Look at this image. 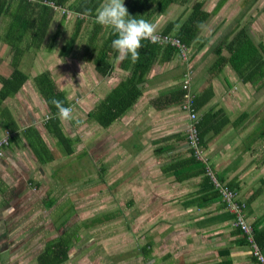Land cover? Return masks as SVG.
<instances>
[{"label":"rangeland","instance_id":"374dc122","mask_svg":"<svg viewBox=\"0 0 264 264\" xmlns=\"http://www.w3.org/2000/svg\"><path fill=\"white\" fill-rule=\"evenodd\" d=\"M217 1L205 0L206 9L210 11ZM226 1L223 4V12H219L217 16L212 15L207 20L199 38L205 36L215 26H219L223 14L237 13L235 7L240 6L241 0ZM261 3L259 2V6L252 8L248 14L254 18L260 17ZM183 7L174 3L158 15L154 21L157 31L166 21L179 16ZM233 9L234 11H231ZM52 22L40 48L26 51L20 59L19 68L30 77H34L42 70L51 71L56 84L66 92L67 98L73 100V120L67 122L62 120L63 129L71 137L77 135L79 140L73 145L74 152L65 155L54 145V140L43 134L41 130L53 154V159L44 164H40L30 149L23 146L24 156L21 157H24L22 179L24 184L21 185L19 176L17 182L21 191L17 199L10 196L1 200L5 201L4 205L10 206L14 217L8 218L5 222L0 221V228L7 232L5 239L7 243L0 246V264H35V255L43 247L44 242L64 231L72 233L73 243L68 251V258L61 264L160 263L158 261L162 255L160 251H163L162 233L169 226L164 225L167 224V220L160 211L156 210L161 200L155 192L159 189L160 178H165L159 170L157 158L164 160L166 153L153 154L152 147L155 149L157 145L144 143L149 136L144 134L133 136L134 127L130 125L131 121L128 122V117H124L125 113L128 116V112L114 120L107 129H101L94 120L85 119L87 112L115 85L114 70L109 75L100 77L94 70L92 61L84 58L86 26L91 28V21L80 25V35L74 49L70 56L66 57L58 55V50L75 28V15L72 14L64 20L57 36L53 39L51 35L55 25ZM229 24L230 22L227 21V25ZM256 24L262 27L263 21ZM221 26L224 27V24ZM252 37L264 42V32L253 33ZM51 40L52 48L48 51L47 47ZM208 43L205 50L197 52L189 61V66L192 65L193 68L190 83L195 89L202 82L204 75L207 77L210 57L214 55L207 52L211 46ZM196 46L197 43L189 49L191 56ZM9 58L8 50L0 51L1 75L6 76L11 70L8 64ZM172 64L174 61H171ZM179 70L180 67L176 66L166 73V79L179 84L181 80V76L177 78ZM159 78L156 77V82L164 79V77ZM29 80L31 81V78ZM30 81L23 86V94L6 98L1 104L2 107L13 109L14 114L18 111L22 121V110L41 114L46 109L41 97L37 99L34 95L35 90ZM220 82L224 83L222 80ZM257 84H252V88H256ZM139 97L137 99L141 110L138 111L143 114L139 119L145 124V116L153 110L151 108L148 111L144 110L150 105ZM24 98L25 101H22ZM18 101L20 103H17ZM256 104L257 102L254 103L255 107ZM178 113L177 122L187 119L186 116V119L182 117L180 110ZM77 119L82 122L77 123ZM164 120L165 118L160 122L161 128L165 125ZM186 122L187 120L184 123ZM168 127L171 125L166 126ZM139 128L141 126L137 124L136 131ZM183 134L185 139V130ZM132 142L137 143V147L141 146L138 153L134 147H131ZM249 143L252 148L245 153L247 161L243 164L246 166L241 176L247 182L255 181L250 185L257 186V177L264 176V165L256 158L261 153L257 151L260 144L256 145V143L264 144V130L259 137L250 140ZM102 165L105 169L103 172L100 170ZM154 178L157 180L155 181ZM29 179L38 182L39 186L29 184ZM8 187L7 192L10 193L16 187V183L8 184ZM5 194L4 191L2 197ZM50 197H54V201L46 206V200ZM129 201L133 203L129 204ZM170 213H172L169 215L170 218L176 217L175 213ZM161 223H164L163 228ZM151 237L156 242L154 246L158 247L154 250L157 255L151 253L150 257L146 258L140 254L139 247Z\"/></svg>","mask_w":264,"mask_h":264},{"label":"trees","instance_id":"16d2710c","mask_svg":"<svg viewBox=\"0 0 264 264\" xmlns=\"http://www.w3.org/2000/svg\"><path fill=\"white\" fill-rule=\"evenodd\" d=\"M46 1H50L63 9L62 14L58 17V24L51 35V39L57 36L60 26L66 19V11L68 10L75 15V28L60 46L58 55L63 57L70 56L80 35V25L84 22L87 24L90 21L92 22L91 28L86 26L85 33V60L92 61L97 74L107 76L110 74L111 68H113V59H116L118 55L116 50L111 46L112 40L116 38L114 30L111 27L98 24L95 19L96 12L103 0H0V41L9 46L10 58L8 64L11 67L8 75L0 74V126H2V129L0 128V159L11 154L12 148L18 141L19 136L24 138L30 151L40 164L50 162L53 159L50 146L47 144L46 137L43 134H47L50 139H53L54 145L65 155L74 152L73 145L79 140L77 135L71 137L64 131L58 110L51 104V100L55 98L62 101L65 107H72L73 100L72 98H67L66 92L56 84L51 71L48 69L41 71L34 77H30L46 106L44 114H42L43 117L40 119L45 133L42 134V131L32 124L19 125L10 109L7 106H1L6 98L17 94L29 78L27 74L19 69L18 64L26 51L39 49L46 37L48 25L56 14V11L45 4L47 3ZM224 1L219 0L212 11L204 7L205 0H191L190 4V0H124V5L129 15L136 16L137 19L143 18L153 23L158 15L163 13L171 4L176 3L177 5L184 6L179 16L166 21L157 33L177 39L190 49L198 37L202 25L211 13L217 12L220 9ZM262 10L264 13V7ZM208 40V37L204 38V41L197 46L192 56L189 54L187 65L183 64L180 83L168 89L154 100V104L158 107L179 105L180 108L181 104L187 100L186 95H191V98L189 97L190 108L197 116L195 125L199 138V146L203 154L201 157H197L194 154V149L187 147L186 153L179 158H175V154H172L174 155L172 157L169 155V161L161 166V172L173 176L175 181L200 176L199 187L201 194L196 198H199L201 204L219 199L226 209L225 203L221 199L220 190L213 181L215 175L205 151V143L207 142L208 133L219 132L229 122L230 118L226 115L223 108H218L213 112L202 110L213 94L209 85L197 93L194 92L191 83L187 87H183L181 83L184 70L189 69L190 76L192 75L193 68H191L192 65L188 67V62L193 59L195 52L199 48H202ZM51 43L52 40L47 47L48 51L52 48ZM141 43L142 48L139 50L140 59L133 63L129 57L120 62L121 68L127 71L126 76L114 87L110 88L104 97L86 114L89 119L94 120L102 127H108L133 105L142 93L140 85L143 84L146 76L155 64L167 62L174 56L179 58L178 47L171 43H152L150 40H142ZM223 49H226L227 55L222 54ZM212 52L215 57L213 63L208 67L211 76L217 75L225 65H228L244 83L251 85L258 83L257 86H264L263 43L255 42L250 35L239 30L231 37L227 35L222 39L221 43L213 45ZM256 90H258L257 87ZM77 121L79 123L82 122L80 119H77ZM84 153H86L85 150ZM100 170L102 172L105 170L104 165L100 167ZM257 179L258 184L246 202L237 200L243 203L242 214L244 219H246V204H249L258 195H264V176H259ZM215 180L219 183H224L230 190L236 192L237 185L235 183L223 182L221 175L216 176ZM28 183L34 184L33 186L35 187L39 186V183L32 179H29ZM8 184L4 180H1L0 177V191L3 193L6 189L7 198H9V193L7 192ZM53 201L54 197L47 199L46 206L51 205ZM231 214L233 223L234 219H236V214ZM248 224L251 226L255 243L264 255V215L256 219L252 225ZM233 227L243 236V241L250 249V243L240 227ZM72 243L73 235L71 232L66 231L47 240L35 255V264H61L68 258V251ZM139 251L143 257L149 258L152 251L151 241L149 240L142 244L139 247ZM255 261L259 264L256 259Z\"/></svg>","mask_w":264,"mask_h":264},{"label":"crops","instance_id":"0c3cea01","mask_svg":"<svg viewBox=\"0 0 264 264\" xmlns=\"http://www.w3.org/2000/svg\"><path fill=\"white\" fill-rule=\"evenodd\" d=\"M217 2L214 4V7ZM226 2L225 0L224 3ZM259 2L261 3V0H254L251 2L250 0H241L240 6L235 7V11L238 10L237 13H230L228 15L223 14L221 21H219L221 22L218 24L219 26H215L205 36L199 38V36H201L200 32L203 30L207 20H209L212 15L217 16L219 12H223V3L217 12L210 14L206 22L200 28L198 37L193 44L197 43L198 46L206 37H208L209 40L205 42L202 48H199L197 52H202L203 49L205 50L206 44L210 41L209 43L211 46H209L207 52L214 54L212 52L213 45L221 43L222 39L227 35L231 37L239 30L244 31L246 34L250 35L251 38H253V33L257 32L260 34V31L264 32L263 10H261L260 13L262 15L257 18L248 14L252 8L259 6ZM263 7L264 0L261 3V9ZM212 9L210 11H212ZM231 11H234V9ZM245 16L247 18H245ZM58 17L59 15L55 14L51 20L55 28L58 24ZM227 21L230 22L229 25H227ZM259 21H263L262 27L256 24ZM50 23L48 28L52 26ZM221 24H224V27H222ZM253 40L257 43L261 42L264 44L262 40ZM3 50H8V53H10L9 46L0 41V51ZM197 52H195V54ZM222 54L227 55L226 49H223ZM214 57L215 55L210 57V65L213 63ZM171 61H174V64L171 65ZM20 64L21 63L18 64V67H20ZM112 65L113 68H111V72L114 70L115 77L113 81H116V85L126 76L127 71L121 68L120 62H116L115 58L112 61ZM156 66H158V68H156ZM176 66L178 68L180 67L179 73H177V78H179L181 76L180 73L182 72L181 69L183 68V64L177 56H174L167 62L155 64L146 76L143 84L140 85L142 93L139 98L141 100H146L150 105L148 108H144V110L148 111L149 108L153 110L145 116V124L141 123L139 119V116H143V114L138 111L141 110L140 103L138 102L139 99H137L126 111L128 112V116H126V113L124 114V117H128V122L131 121L130 125L134 127L133 136H139L141 134L149 136V139L144 141V143L151 144V146L157 145L155 149L152 147L153 154H158L160 152L166 153L164 155L166 157L164 160L157 158L160 171L161 166L169 161L168 155L172 157L174 156L172 154H175L174 157L179 158L187 151L185 139L182 138L184 136L183 132L186 126L184 122L186 120L177 122L179 118L178 111L180 110L179 105L158 107L154 104L156 98L178 84L173 81V83L169 82L165 76L166 73L170 72ZM40 72L41 71H39V73ZM98 76L100 75L98 74ZM156 77H160L159 79L164 77V79L160 82H156ZM29 78L23 86L30 81ZM220 80L224 81V83L220 82ZM30 83L33 85L32 79ZM208 85L211 87L213 94L203 106L202 110L213 112L218 108H223L230 119L219 132L208 133L205 151L210 160V165L214 171L215 177L221 175L223 177V182L235 183V185H237L235 192L237 198L242 202H246L256 185H250L255 181L247 182V180L241 176V173L246 166L243 165L247 161L245 153L252 148L249 141L259 137L264 130V86H257L258 90L252 88L251 84L241 81L234 70L228 65H225L215 76H211L208 71L207 77L204 75L202 82L197 85L196 89L194 88V92H201ZM23 86L17 94L9 98L23 94ZM33 90H35L33 93L37 96V99L41 97L34 85ZM250 90L252 92H250ZM22 101H25V98ZM255 102H257L256 107L254 106ZM17 103L20 102L18 101ZM10 111L12 113L13 109H10ZM22 112L23 121L20 119L18 111L17 114L12 113L19 125L25 126L32 124L45 133L43 124L40 122L44 110L41 114H36L35 111L29 112L22 110ZM181 113L182 117L185 118L184 113L182 111ZM164 118L165 125L161 128L160 122H163ZM85 119L90 120L87 115ZM1 123L3 124V122ZM95 123L101 126L97 122ZM137 124H139L141 128L136 131ZM167 125H171V127L166 128ZM0 128L2 129V126H0ZM104 128L107 129V127L101 126V129ZM259 144L260 147L257 151L261 153L260 156L257 155L256 158L264 165V144L256 143V145ZM26 145L27 143L24 138L19 136L18 141L12 148L11 154L0 159L1 180L11 185L16 183V187L9 193V197L11 196L15 200L17 199L19 191H21L17 182L19 176L21 178V185L24 184H22V179L24 178V157H21V155L24 156L22 150L24 149L23 146L27 149L28 145ZM136 145L137 143L132 142L131 147H134L138 153L141 146L137 147ZM161 174L165 178H160V184L158 185L159 189L155 192L161 200L157 204L156 210L160 211L164 219L167 220V224L161 223V227L163 228L162 224L168 225L169 227L162 233L163 251H160L162 255L160 257L161 259L159 258L158 260L160 263L157 264H257L250 253L248 245L243 241V236L232 226V214L224 208L221 200L218 199L206 204H201L199 198H196L201 194L199 187L201 180L200 176H194L182 181H175L173 176L164 173ZM154 179L155 181L157 180V178ZM170 181L171 183H169ZM166 183H168V185ZM8 188L9 187H7V189ZM14 190H16V192H14ZM4 191H6V189ZM2 199H7V196L5 194V196L2 197L0 191V221L5 222L8 218L11 219L14 217V212L11 210L10 206L3 204L5 201H1ZM132 203L133 201L129 204ZM153 207L154 206H151V208ZM170 212L175 213L176 217L170 218L169 215L172 214ZM263 215L264 195L261 194L255 197L249 204H246L245 217L248 223L252 225L256 219L261 218ZM160 230L162 231L163 229ZM6 234L7 232H4L0 228V246L1 244L5 245L7 243L5 242ZM151 239V253L156 254L154 250L158 247L157 245L154 246L156 242L152 237Z\"/></svg>","mask_w":264,"mask_h":264},{"label":"clouds","instance_id":"9594fccd","mask_svg":"<svg viewBox=\"0 0 264 264\" xmlns=\"http://www.w3.org/2000/svg\"><path fill=\"white\" fill-rule=\"evenodd\" d=\"M45 4L56 11V14H62L63 9L56 4ZM67 11L66 19L73 14ZM95 19L98 24L114 30L116 38L112 40L111 46L118 53L116 57L118 63L129 57L133 63L137 62L140 59L139 50L142 48V40L156 43L160 39L157 35V25L143 18L137 19L136 16L129 15L124 0H103ZM51 104L58 110V115L62 120L66 122L73 120L72 107H65L62 101L55 98L51 100Z\"/></svg>","mask_w":264,"mask_h":264},{"label":"built area","instance_id":"2783aa9c","mask_svg":"<svg viewBox=\"0 0 264 264\" xmlns=\"http://www.w3.org/2000/svg\"><path fill=\"white\" fill-rule=\"evenodd\" d=\"M36 1V0H34ZM49 4H53L50 1H46ZM68 13V11H67ZM157 35L160 37L158 42H168L173 45H176L178 47V56L182 62V64L187 65L188 61V56H189V48L184 44L180 43L179 40L168 37L166 35H161L157 33ZM188 67H189V62H188ZM187 68V67H186ZM191 76H190V70L187 69L186 71L184 70L183 77H182V86L187 87L188 84L190 83ZM187 100L181 104V111L185 113L186 116V126H185V131H186V144L187 147H191L194 149V154L197 157L202 156V151L201 147L199 146V138H198V133L196 129V119L197 116L194 112H192V109L190 108V101L189 97L191 98V95L188 94L186 95ZM213 181L215 182V185L219 188L220 194H221V199L225 203L226 209L230 213L236 214V219L233 221V226L240 227V229L243 231L245 236L247 237L248 242L250 243V252L252 253L253 257L258 261L259 264H264V255L261 253L258 245L255 243L253 236H252V229L251 226L248 224L246 219L243 217V203L237 201V195L235 192L230 190L227 185L224 183H219L215 180V177L213 178Z\"/></svg>","mask_w":264,"mask_h":264}]
</instances>
